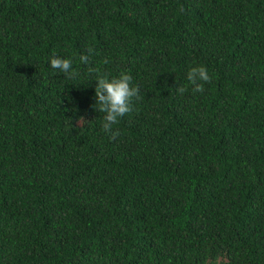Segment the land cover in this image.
<instances>
[{
    "label": "trees",
    "instance_id": "1",
    "mask_svg": "<svg viewBox=\"0 0 264 264\" xmlns=\"http://www.w3.org/2000/svg\"><path fill=\"white\" fill-rule=\"evenodd\" d=\"M0 264H264V0H0Z\"/></svg>",
    "mask_w": 264,
    "mask_h": 264
},
{
    "label": "clouds",
    "instance_id": "2",
    "mask_svg": "<svg viewBox=\"0 0 264 264\" xmlns=\"http://www.w3.org/2000/svg\"><path fill=\"white\" fill-rule=\"evenodd\" d=\"M91 53V49L88 50ZM88 54H81L79 61L87 64ZM52 69L58 70L66 78L72 81L81 79V74L74 67V61L70 56L60 55L55 52L47 58ZM90 80H94V103L92 107L102 113L101 127L108 133L110 138L120 134L119 128L114 127L119 118L131 108L133 98H139L140 86L133 83V77L127 71H121L115 75L101 72L98 68L89 69ZM185 79L192 86L194 92L203 90V83L211 79L208 68L201 63H193L185 70ZM186 88L177 85L176 91L184 93Z\"/></svg>",
    "mask_w": 264,
    "mask_h": 264
}]
</instances>
